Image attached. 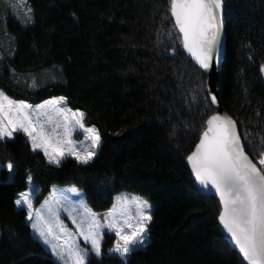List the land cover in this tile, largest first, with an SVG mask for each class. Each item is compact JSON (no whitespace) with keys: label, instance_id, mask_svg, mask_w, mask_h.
Here are the masks:
<instances>
[{"label":"trees","instance_id":"trees-1","mask_svg":"<svg viewBox=\"0 0 264 264\" xmlns=\"http://www.w3.org/2000/svg\"><path fill=\"white\" fill-rule=\"evenodd\" d=\"M27 2L33 22L24 26L0 0V89L33 103L67 97L103 144L88 165L67 157L56 166L22 132L0 141V164L14 165L12 180L0 167V264H53L15 204L29 175L39 196L54 183L76 185L98 213L121 191L154 202L146 248L124 261L109 252L107 234L103 254H90L89 264H246L219 228V200L199 191L187 164L217 107L204 101L208 73L186 54L174 20L163 19L168 0ZM229 2L219 99L242 139L247 129L255 142L264 136V0Z\"/></svg>","mask_w":264,"mask_h":264},{"label":"snow or ice","instance_id":"snow-or-ice-1","mask_svg":"<svg viewBox=\"0 0 264 264\" xmlns=\"http://www.w3.org/2000/svg\"><path fill=\"white\" fill-rule=\"evenodd\" d=\"M230 10L229 0H168L163 19H174L173 29L182 34L183 47L205 73L214 64L221 63V34L225 14ZM164 35H172L171 30L166 29ZM171 51L175 53L176 49ZM29 87H36L35 80ZM203 90L208 107L216 104L217 96L211 87L205 84ZM66 102L67 97L60 96L34 106L26 100H14L0 90V141L14 139L16 133L22 132L31 150L42 152L49 164L60 166L66 157H74L82 165L90 164L102 149L101 132L95 125L85 127L86 113L62 107ZM204 123L206 128L199 143L186 160L195 181L206 194L219 197L222 205L219 222L234 242L242 261L264 264V136H256L254 142L253 134L245 129L242 139L237 121L227 114H213ZM48 125L51 131L47 130ZM60 127L64 129L62 136L57 132ZM75 128L86 133V143L82 141L78 145L71 139ZM246 144L252 156L245 151ZM0 167L10 173L14 171L11 162L0 164ZM31 181L29 175L27 182ZM35 191L38 190L30 188L19 193L15 204L27 209L26 219L31 222L34 236L47 246L50 256L54 257L53 264H89V249L82 248L79 240L82 238L90 245L91 252L100 256L104 229L116 237L109 251L119 254L125 261L149 239L153 205L146 199L134 197L128 201L123 197L126 204L135 206L136 215L127 210L119 211L114 206L104 214V222L99 218L101 214L92 212L81 200L78 204L83 210L81 219L78 221L72 214L75 207L69 212L77 229L72 232L60 221V211H68V208L55 195L56 189H53L51 203L45 201L40 210L33 206Z\"/></svg>","mask_w":264,"mask_h":264},{"label":"rangeland","instance_id":"rangeland-1","mask_svg":"<svg viewBox=\"0 0 264 264\" xmlns=\"http://www.w3.org/2000/svg\"><path fill=\"white\" fill-rule=\"evenodd\" d=\"M5 1H6L7 5L9 6V12H10L11 16L14 19H16L19 23H21L24 26H27V25H29L30 23L33 22L32 8L28 5L27 0H5ZM29 9H31V11H29ZM263 73H264V71H263ZM0 90H2V89H0ZM5 94L7 96H9L10 98L14 99V100H24V99H19L17 97L10 96L7 93H5ZM55 97H60V96H53V97L47 98V99H45V100H43L41 102H38V103H33V102L28 101V100H26V101L28 103H30V104L35 106V105L41 104L44 101L50 100V99L55 98ZM61 106L62 107L71 108V107L68 106L67 102H66V105H61ZM71 109L74 110V111L77 110V109H73V108H71ZM78 110L83 111L81 109H78ZM84 124H85V127L93 126L92 124H88L86 119H84ZM46 128H47L48 131H51V126L50 125L46 126ZM57 132L62 136L63 133H64L63 127L58 128ZM85 136H86V133L83 132V130H81L79 128L73 129V131L71 133V139L74 142H76L78 145L82 141H84L86 143ZM8 180H12V172L11 173L9 172ZM30 188H35V189L38 190V191H35L33 193V206H34L35 210H40L41 206L45 205V201H49L51 203L52 198H53L52 197L53 189L54 188L56 189L55 195L58 198H61V202L64 203L65 208H68V211H64V210L60 211V216H59L60 221H62L63 224L66 225V227L69 230H71L72 232H76L77 231L76 226L72 223L71 216L69 215V212L72 211V208L75 207V211L72 212V214L77 217L78 221L81 219V213L83 211L81 208L78 207V204H79V202L81 200H83L84 203L87 205V207L89 209H91L89 207V205L87 204L85 192L83 190L79 189L74 184L61 185V184L54 183L51 186V189L46 194H44L42 196H39V191H40L39 190V186H37L34 183L33 179H32L30 184L28 183L27 189L22 191V192L28 191ZM19 193H21V192H19ZM19 193L17 194V198L19 196ZM123 197H127L128 201H131L134 197H141L143 199L148 200L149 203H151L153 205V209H152V215H153V213H154V202L152 200H150L149 198H147L146 196L142 195L141 193L131 192V191H121V192L117 193L115 195L114 203H113L112 207L109 210L113 209V207L116 206V208L119 211L127 210V211H130L133 216H135L136 215L135 206L126 204V202L123 199ZM65 200L67 202H65ZM46 207L47 206H45V211H46ZM19 209H24L26 211V213H27V209L26 208H19ZM109 210L99 213V214H101L100 217H99L101 222H104V218H105L104 214L108 213ZM91 211L94 212V213H98V212L93 211L92 209H91ZM27 222L31 225L30 221L27 220ZM150 225H151V223L149 224V229H150ZM32 234L34 236L33 229H32ZM107 234L113 235V238H114L113 241L114 242H115V239H116L114 233L110 232L108 229H104V239H103V242H102L101 255L103 254V244H104L105 237H106ZM0 236H1V229H0ZM149 242H150V233H149V239L146 241L145 246L139 247L138 249L146 248V246L148 245ZM79 243H80V246L82 248H88L89 249V253L92 254L90 245H88L82 238H80ZM43 246L45 247L46 251L49 253V251L47 250V246L46 245H43ZM110 253H113V254H116V255L119 256V254H117V253H114V252H110Z\"/></svg>","mask_w":264,"mask_h":264},{"label":"water","instance_id":"water-1","mask_svg":"<svg viewBox=\"0 0 264 264\" xmlns=\"http://www.w3.org/2000/svg\"><path fill=\"white\" fill-rule=\"evenodd\" d=\"M174 20V19H173ZM225 17H224V23H223V29H222V34H221V57L223 59V55H224V49H225V42H226V37H225ZM182 36V34H181ZM186 54L191 57L194 61L195 59L188 53V51L184 48ZM222 59H221V62H222ZM196 62V61H195ZM221 65V63H220ZM220 65H215L213 66V68L211 70H209L207 73H208V86L211 87L212 89V92L213 94H215L217 96V103L214 104L217 109L215 110V112L213 114H216V113H220V114H227L228 116H230L226 110L222 107L221 103H220V99H219V91H218V74H219V68H220ZM212 114V115H213ZM232 119H234L232 116H230ZM210 118V117H209ZM238 126V125H237ZM239 130V128H238ZM199 143V142H198ZM197 143V144H198ZM195 150V148H194ZM193 150V151H194ZM246 151V150H245ZM188 164V162H187ZM189 168H190V165L188 164ZM191 170V168H190ZM192 172V171H191ZM193 175V173H192ZM193 178H194V175H193ZM194 181H195V178H194ZM195 184L197 186V188L199 189V191L203 194V195H208V196H213L215 197L217 200H219V197L217 195H209V194H206V192L199 186L198 182L195 181ZM220 202V201H219ZM221 204V203H220ZM221 211H222V205H221ZM220 211V212H221ZM219 228L221 230V232L223 233V235L226 237V239L229 241V243L238 251V249L235 247L234 245V242L231 241V239L229 238L226 230L223 228V225L220 224L219 222ZM239 252V251H238Z\"/></svg>","mask_w":264,"mask_h":264}]
</instances>
